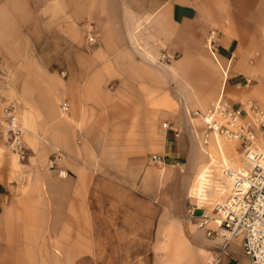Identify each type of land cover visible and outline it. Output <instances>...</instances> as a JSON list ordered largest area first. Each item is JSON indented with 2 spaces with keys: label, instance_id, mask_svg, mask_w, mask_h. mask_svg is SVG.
Listing matches in <instances>:
<instances>
[{
  "label": "crops",
  "instance_id": "0c3cea01",
  "mask_svg": "<svg viewBox=\"0 0 264 264\" xmlns=\"http://www.w3.org/2000/svg\"><path fill=\"white\" fill-rule=\"evenodd\" d=\"M222 97L264 110V0H0V105L29 154L0 153V264H80L112 241L156 264H250L190 216L237 169L221 147L213 166L192 117Z\"/></svg>",
  "mask_w": 264,
  "mask_h": 264
},
{
  "label": "built area",
  "instance_id": "2783aa9c",
  "mask_svg": "<svg viewBox=\"0 0 264 264\" xmlns=\"http://www.w3.org/2000/svg\"><path fill=\"white\" fill-rule=\"evenodd\" d=\"M213 40L212 33L208 39L210 50H214ZM88 43H95V37L89 36ZM68 108L67 102L61 103L62 112ZM192 117L204 127L203 146L215 137L240 147L241 168L222 170L224 179L230 183L229 194L222 202L215 203L208 213L194 205L190 216L202 211L197 226L205 229L207 236H218L224 246L239 240L250 264H264V110L252 100L236 103L222 97L203 111H193ZM0 153L10 154L20 163L28 160L24 130L14 101L0 105ZM152 158L156 163L161 161L158 155ZM63 159L62 152L55 149L47 163L49 169H57L62 177L66 176V171L59 167ZM209 221L215 224L214 229L206 227Z\"/></svg>",
  "mask_w": 264,
  "mask_h": 264
},
{
  "label": "rangeland",
  "instance_id": "374dc122",
  "mask_svg": "<svg viewBox=\"0 0 264 264\" xmlns=\"http://www.w3.org/2000/svg\"><path fill=\"white\" fill-rule=\"evenodd\" d=\"M87 36L88 33L86 31V41L88 38ZM87 44L89 45L88 42ZM67 78L68 75L66 74L64 79ZM60 102L61 101H59L58 105ZM220 147L225 154L226 165L232 166V164H235L237 169L241 168V151L235 148L234 144L218 138L214 144L211 143L213 166L215 164L216 169L219 171L220 168L218 167L220 163H216V159ZM227 149L231 152L230 155L227 153ZM105 244L107 249H103L97 258L91 257L90 259H82L80 264H156V259L154 261L152 257V245L149 249V243L144 244V250H142L140 244L131 241H112ZM103 245L104 243H102V246ZM161 264H163V262H161Z\"/></svg>",
  "mask_w": 264,
  "mask_h": 264
},
{
  "label": "bare ground",
  "instance_id": "6f19581e",
  "mask_svg": "<svg viewBox=\"0 0 264 264\" xmlns=\"http://www.w3.org/2000/svg\"><path fill=\"white\" fill-rule=\"evenodd\" d=\"M240 171V170H239ZM228 182V181H227Z\"/></svg>",
  "mask_w": 264,
  "mask_h": 264
}]
</instances>
